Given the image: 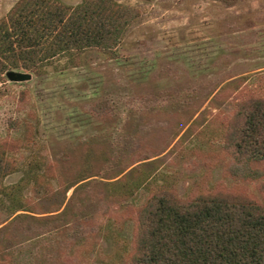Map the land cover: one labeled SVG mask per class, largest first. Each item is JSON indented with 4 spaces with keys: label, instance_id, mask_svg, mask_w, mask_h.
I'll return each mask as SVG.
<instances>
[{
    "label": "rangeland",
    "instance_id": "rangeland-1",
    "mask_svg": "<svg viewBox=\"0 0 264 264\" xmlns=\"http://www.w3.org/2000/svg\"><path fill=\"white\" fill-rule=\"evenodd\" d=\"M115 1L138 11L115 57L0 82V264H133L137 211L159 189L264 207V162L246 177L223 146L235 105L264 96V0Z\"/></svg>",
    "mask_w": 264,
    "mask_h": 264
},
{
    "label": "trees",
    "instance_id": "trees-1",
    "mask_svg": "<svg viewBox=\"0 0 264 264\" xmlns=\"http://www.w3.org/2000/svg\"><path fill=\"white\" fill-rule=\"evenodd\" d=\"M215 1L231 5L238 0ZM137 17L136 9L115 0H83L75 6L18 0L0 18V82L8 71L35 73L61 56L77 61L85 51H95L115 57ZM224 135L223 146L238 169L258 179L250 166L264 162V96L252 94L238 102ZM10 173L0 147V193ZM42 179L35 178L37 195L46 187ZM137 212L133 264H264V207L250 200L217 191L180 199L159 189Z\"/></svg>",
    "mask_w": 264,
    "mask_h": 264
},
{
    "label": "water",
    "instance_id": "water-1",
    "mask_svg": "<svg viewBox=\"0 0 264 264\" xmlns=\"http://www.w3.org/2000/svg\"><path fill=\"white\" fill-rule=\"evenodd\" d=\"M6 79L12 83H23L31 80V75L26 72L8 71L5 74Z\"/></svg>",
    "mask_w": 264,
    "mask_h": 264
}]
</instances>
